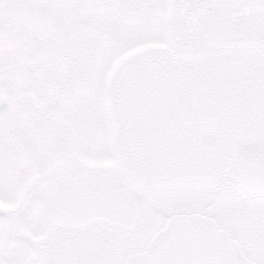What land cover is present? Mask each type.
<instances>
[{"label": "snow or ice", "instance_id": "obj_1", "mask_svg": "<svg viewBox=\"0 0 264 264\" xmlns=\"http://www.w3.org/2000/svg\"><path fill=\"white\" fill-rule=\"evenodd\" d=\"M0 264H264V0H0Z\"/></svg>", "mask_w": 264, "mask_h": 264}]
</instances>
